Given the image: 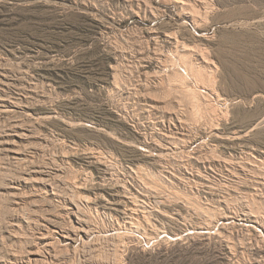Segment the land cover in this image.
I'll return each instance as SVG.
<instances>
[{"label":"rangeland","instance_id":"obj_1","mask_svg":"<svg viewBox=\"0 0 264 264\" xmlns=\"http://www.w3.org/2000/svg\"><path fill=\"white\" fill-rule=\"evenodd\" d=\"M0 264H264V0H0Z\"/></svg>","mask_w":264,"mask_h":264}]
</instances>
